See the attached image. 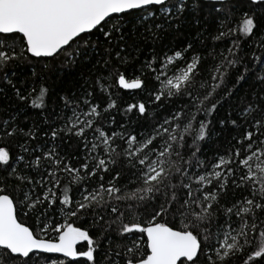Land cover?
Segmentation results:
<instances>
[{
    "label": "snow or ice",
    "instance_id": "6c2138e0",
    "mask_svg": "<svg viewBox=\"0 0 264 264\" xmlns=\"http://www.w3.org/2000/svg\"><path fill=\"white\" fill-rule=\"evenodd\" d=\"M0 264H264V0H0Z\"/></svg>",
    "mask_w": 264,
    "mask_h": 264
},
{
    "label": "trees",
    "instance_id": "16d2710c",
    "mask_svg": "<svg viewBox=\"0 0 264 264\" xmlns=\"http://www.w3.org/2000/svg\"><path fill=\"white\" fill-rule=\"evenodd\" d=\"M78 247L80 248V250H86V242H83V246L78 245Z\"/></svg>",
    "mask_w": 264,
    "mask_h": 264
}]
</instances>
